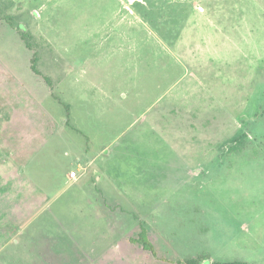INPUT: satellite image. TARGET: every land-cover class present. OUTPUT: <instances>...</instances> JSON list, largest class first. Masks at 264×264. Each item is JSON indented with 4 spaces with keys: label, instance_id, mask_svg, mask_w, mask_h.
Masks as SVG:
<instances>
[{
    "label": "rangeland",
    "instance_id": "obj_1",
    "mask_svg": "<svg viewBox=\"0 0 264 264\" xmlns=\"http://www.w3.org/2000/svg\"><path fill=\"white\" fill-rule=\"evenodd\" d=\"M0 25L5 61L35 54L57 83L42 107L66 137L43 141V168L75 166L65 103L93 168L155 192L107 205L105 243L35 249L41 264H95L104 248L106 264H264V0H0ZM142 226L156 254L131 241Z\"/></svg>",
    "mask_w": 264,
    "mask_h": 264
},
{
    "label": "crops",
    "instance_id": "obj_2",
    "mask_svg": "<svg viewBox=\"0 0 264 264\" xmlns=\"http://www.w3.org/2000/svg\"><path fill=\"white\" fill-rule=\"evenodd\" d=\"M1 55L0 203L5 208L0 209V264H41L35 251L39 248L62 258L69 254L73 258L79 249L86 253L92 236L95 244L106 241L107 205L114 207L122 199L136 205L148 203L155 196L153 186L127 181L116 169L93 168L97 155L89 154V135L69 127L66 117V126L75 134L68 143L72 146L69 155H77L75 166L50 171L43 168V141L53 135L66 137L58 135V113L51 106L42 107L47 97L57 100L53 94L57 83L51 74L41 71L39 57L37 68L41 74H36L31 68L32 57L28 67L19 69L17 62L12 64L10 57L5 61L6 55ZM72 118L70 112V123ZM107 152L102 149L98 154ZM113 154L123 155L119 151ZM71 171L76 175L71 176ZM66 190L71 193L63 197ZM103 250L95 264H106L103 258L107 249Z\"/></svg>",
    "mask_w": 264,
    "mask_h": 264
},
{
    "label": "trees",
    "instance_id": "obj_3",
    "mask_svg": "<svg viewBox=\"0 0 264 264\" xmlns=\"http://www.w3.org/2000/svg\"><path fill=\"white\" fill-rule=\"evenodd\" d=\"M20 25L21 24H18L19 29H21V32H20L21 38L25 41L27 46L30 47L29 43L26 41L28 35L24 32L23 27H20ZM37 61H38V56H36L34 54L32 56V59H31V68L36 74H41L37 68ZM46 81L49 85H51V81L49 78H46ZM61 104L65 108L66 124L68 126L72 127V125L70 124L69 105L65 104V103H61ZM146 231H147L146 228L142 226L140 228L138 236L136 238H131V241L135 242V243H139L143 247V249L152 252V254H156L154 246H153L152 242H150ZM199 259H200V257H198L196 259L188 258V259H185L184 261H180V262H184L185 264H198ZM206 263H208V262H206ZM212 264H248V263L245 261L235 260V261H225V262L216 261V262H213Z\"/></svg>",
    "mask_w": 264,
    "mask_h": 264
},
{
    "label": "built area",
    "instance_id": "obj_4",
    "mask_svg": "<svg viewBox=\"0 0 264 264\" xmlns=\"http://www.w3.org/2000/svg\"><path fill=\"white\" fill-rule=\"evenodd\" d=\"M71 176H75L76 175V171H71Z\"/></svg>",
    "mask_w": 264,
    "mask_h": 264
}]
</instances>
